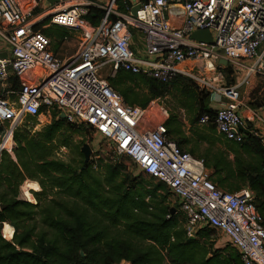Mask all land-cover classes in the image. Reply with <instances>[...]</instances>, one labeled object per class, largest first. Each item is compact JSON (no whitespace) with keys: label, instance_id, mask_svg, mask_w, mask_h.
Listing matches in <instances>:
<instances>
[{"label":"built area","instance_id":"2783aa9c","mask_svg":"<svg viewBox=\"0 0 264 264\" xmlns=\"http://www.w3.org/2000/svg\"><path fill=\"white\" fill-rule=\"evenodd\" d=\"M73 1L46 6V0H0V53H5L0 54V160L3 152L14 157V132L25 117L45 127L65 115L68 123L88 126L104 139L111 150L105 157L129 159L135 171L169 189L187 238L213 230L223 235L218 244L234 247L243 264H264V219L254 192L219 189L205 161L168 136L170 110L161 100L146 108L129 105L102 74L109 66L112 76L123 69L165 84L177 76L193 80L215 104L217 133L241 144L247 138L241 90L259 75L264 79V0ZM93 8L103 12L96 25L88 20ZM45 17H50L47 27L80 32L75 57L62 59L54 52L52 39L37 27ZM200 30L211 33L212 43L193 40ZM135 32L141 35L136 47ZM227 68L235 78L232 86ZM12 78L19 88H9ZM247 111L262 120L252 108ZM210 120L205 115L199 125ZM9 132L8 146L1 149ZM249 135L264 148V131ZM99 150L91 156L96 169L104 158Z\"/></svg>","mask_w":264,"mask_h":264},{"label":"trees","instance_id":"16d2710c","mask_svg":"<svg viewBox=\"0 0 264 264\" xmlns=\"http://www.w3.org/2000/svg\"><path fill=\"white\" fill-rule=\"evenodd\" d=\"M95 13L96 18L92 13L88 16L94 25L103 16L101 10ZM54 27L50 32H42L54 36L60 47L69 37V30ZM224 72L227 85H234L231 68ZM107 79L132 106L146 108L154 100L177 95V107L186 109L190 116L189 129L194 140L183 137L179 115L171 111L167 121L170 139L182 150L187 147L189 150L184 151L205 161L210 178L219 189L230 193L246 187L251 189L264 219V148L252 135L241 144L220 136L214 124L216 110L208 103V92L183 76L165 84L119 69ZM9 88H19L17 78H12ZM262 104L264 97L251 102L252 107ZM205 115L210 116V123L200 126V119ZM27 121L33 118L28 117ZM84 127L93 133L88 126L70 124L56 116L52 124L40 131L16 128L14 157L3 152L0 160V205H6L0 209V226L10 224L12 239H4L0 229V264H165L166 260L170 264H243L238 252L226 256V248L214 249L213 230H204L194 239L186 237L179 204L176 201L171 205L172 194L163 183L153 178L146 181L143 174L131 175L123 161H114L111 157L108 158L112 162L106 161L107 157L100 158L96 169L92 160L85 163L83 144L77 151L81 157L79 169L55 159L57 147L67 144L58 143L59 137L64 133L83 135ZM216 141L225 147L216 150ZM204 142L209 148L199 154ZM248 156H256L258 160L251 162L246 159ZM26 180L38 182L42 187L34 193L37 204L20 199V188ZM29 190L24 194L34 202ZM48 198L56 208L42 206ZM60 199L66 201L59 202ZM38 210L50 212L44 223L54 232L53 238L47 231H37V226L30 224Z\"/></svg>","mask_w":264,"mask_h":264},{"label":"rangeland","instance_id":"374dc122","mask_svg":"<svg viewBox=\"0 0 264 264\" xmlns=\"http://www.w3.org/2000/svg\"><path fill=\"white\" fill-rule=\"evenodd\" d=\"M49 20L50 17H45L41 23L38 26V30L45 31L48 30L49 32L52 31L55 27L54 26H49L47 27V25L49 24ZM45 28H42V27ZM69 37L65 40V42L59 47L56 45V41H55V37L54 36H48L50 37V39H52L53 42V50L57 49V47H59V51H58V56L62 59H70L76 56L77 52H78V47H79V38H80V32L78 31H72L69 30ZM134 40L135 43L134 47L139 46L138 43H140L139 38H141V35L138 33H134ZM56 53V52H55ZM103 77L107 78V77H111L112 76V71L110 69L109 66H105L104 70L102 72ZM254 80V79H253ZM252 80V81H253ZM257 80V79H255ZM254 80V81H255ZM263 77H261V75L258 76V81H262ZM253 81V82H254ZM1 88V87H0ZM251 89L255 90L256 88H253L251 85H249L248 87H244L241 90V97H242V101L244 103H246V98H248L249 93L251 92ZM177 100H178V96L174 95V94H170L169 96H167L166 98L161 99V103H163L166 107L169 108V110L171 111V113H175V115H179V119L182 122V126H183V137H187L190 139H193V136L190 132L189 129V114L188 111L186 109H181L179 107H177ZM208 103L211 107L214 108L215 104L211 101V97L208 100ZM28 117H25L22 121V123L20 124L21 128H25V127H29L32 128L33 131H35V127L38 124V121L36 119L33 118V121L28 122L27 121ZM41 129H43L44 127H39ZM205 129H208L207 127H204ZM85 130L82 131L83 135H76V136H72L70 133H64L59 137V142H63V143H67L66 146L62 145L57 147L56 151H55V159H57L58 161H62L64 163H66L67 165H69L72 169H79V167L81 166V157L79 155L78 151V147L81 146L82 144H90L92 146L93 150H97L98 147L100 148V152L104 155L111 152V150L109 149V147L107 146V144L104 141H100L97 137H95V134L90 132V130L88 128H85ZM38 131V130H37ZM225 146L223 145V143L220 141H216V144L214 146V148L217 150H220L222 148H224ZM209 146L208 144H206L205 142L201 144L200 146V152L199 154H204L207 150H208ZM184 150H189L187 147L184 148ZM189 152V151H188ZM97 154V151H96ZM106 161H111V158H105ZM247 160L254 162L256 160H258V158L256 156H248L246 157ZM264 159V157L262 158V160ZM120 161H123V163L125 165H127V172L130 173L131 175L133 174L132 171H134L136 169V166L129 160V159H120ZM112 162V161H111ZM131 172H130V170ZM141 174V171H139L137 173V175ZM143 177L145 178L146 181H150V177L147 175L143 174ZM35 181H30V180H26L23 185L20 188V199L24 200V201H29L27 199V197L24 194V191L26 192L27 189L29 188V192L32 195L34 202L29 201V203H33V204H37V197L34 195L35 192H40L42 190V187L40 186V184L38 182L37 185H39L38 187L40 188L39 191H35L32 189H35V185L34 183ZM156 182H159L156 180ZM25 185V187H24ZM23 187H24V191H23ZM111 192V191H110ZM64 198V197H63ZM45 199V198H42ZM51 198H48L45 202H43L42 206L43 207H48V209L51 208H56V206L50 205L49 201ZM64 199H60V201H63ZM172 200V201H171ZM66 201V200H64ZM170 203L171 205H175L177 199L175 197H171L170 199ZM68 206L71 205V201L69 200V202L66 203ZM178 206V205H177ZM50 215V212L46 211V212H41V210L36 211V215L34 216V221L30 222V224L32 225H36L37 226V231H47L49 233V237L53 238L54 237V232L47 229L46 224L44 223V220L46 219L47 216ZM2 227V228H1ZM11 226L9 223H4L3 226H0L3 238L6 239L4 236V231L6 229H10ZM14 232H15V228H14ZM7 241H12V239H6ZM211 241L213 242V247L214 249H225L224 251L225 255L227 256L229 253L235 255L238 254L237 250L232 247L231 245H223L222 243H219L220 241H223V235L220 233H215V235L213 236V239H211ZM165 264H170L169 261H165Z\"/></svg>","mask_w":264,"mask_h":264},{"label":"crops","instance_id":"0c3cea01","mask_svg":"<svg viewBox=\"0 0 264 264\" xmlns=\"http://www.w3.org/2000/svg\"><path fill=\"white\" fill-rule=\"evenodd\" d=\"M90 1L96 2V3H101V0H74L73 2L74 3H78V4H83L85 2H90ZM95 11H98V10L96 8H93L91 10V13L93 14V17L94 18H96ZM1 44H2V42H1V39H0V47H1ZM54 52H55V50H54ZM0 54L3 55L5 53L2 52ZM251 86L253 88H256V89L255 90L251 89V92L249 93L248 98H246V101L247 102L246 103H243V105L239 109L240 110V113L243 114V116H244V128L248 131V136H249L250 132L259 131V132L262 133L264 131V104H262L261 106H255V107H252L251 106V102L256 101L257 98H259V97L261 99L264 97V92L262 91V87L264 86V79L262 81H258V78H257V80H255L253 82V85L251 83ZM254 95H256L257 98H254ZM250 108H252L254 110L255 114L262 119L261 121L256 120V118L253 119V117L247 111V109H250ZM39 127H41V126H38L37 125L35 127V131H37V130L40 131L41 128H39ZM97 138L100 141H103L104 140L102 137H97ZM98 149H99V147H98ZM233 157H234L233 154H231L230 158H233ZM132 172H133L134 176H137L138 171H135L134 170Z\"/></svg>","mask_w":264,"mask_h":264},{"label":"water","instance_id":"95a60500","mask_svg":"<svg viewBox=\"0 0 264 264\" xmlns=\"http://www.w3.org/2000/svg\"><path fill=\"white\" fill-rule=\"evenodd\" d=\"M60 0H46V6H52L54 4L59 3ZM139 10V7L136 6L135 8H133L132 13L133 15L137 14V11ZM193 40L198 41V42H205V43H212V35L208 30H200L195 32L192 35ZM222 65L226 66L227 62L224 60H221L220 62ZM62 119H65V115L61 116ZM242 130L245 132L246 137L248 136V131L244 128H242ZM81 152L84 155L85 158V163H89L91 160V156L93 154V149L92 146L90 144H84ZM6 207V205H0V209L3 210Z\"/></svg>","mask_w":264,"mask_h":264},{"label":"bare ground","instance_id":"6f19581e","mask_svg":"<svg viewBox=\"0 0 264 264\" xmlns=\"http://www.w3.org/2000/svg\"><path fill=\"white\" fill-rule=\"evenodd\" d=\"M17 124V122L14 124V126ZM10 137H11V132H9L8 133V135L5 137V141H4V143L2 144V146H1V149H4L6 146H8V143H9V140H10ZM34 183V185H35V189H32V190H35V191H39L40 190V186L39 185H37V183L36 182H33ZM39 186V187H38ZM28 199V198H27ZM29 202V201H28ZM10 234H11V231H10V229H6L5 231H4V235H5V237L7 238V239H9L10 240Z\"/></svg>","mask_w":264,"mask_h":264}]
</instances>
